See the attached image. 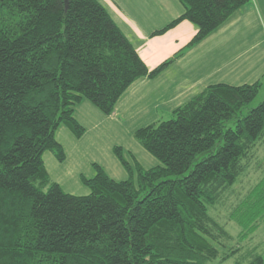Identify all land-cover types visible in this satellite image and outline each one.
Wrapping results in <instances>:
<instances>
[{"label": "trees", "instance_id": "1", "mask_svg": "<svg viewBox=\"0 0 264 264\" xmlns=\"http://www.w3.org/2000/svg\"><path fill=\"white\" fill-rule=\"evenodd\" d=\"M181 21L204 41L250 0H180ZM150 71L98 0H0V264H226L239 255L233 237L210 215L248 171L264 141V101L245 114L262 82L213 85L173 112V119L135 132L160 165L117 181L94 165L82 177L89 195L53 182L44 154L66 160L56 138L67 127L85 134L75 111L88 101L111 115ZM135 173L137 179H134ZM235 213L248 238L264 221V181ZM254 250L236 264H264Z\"/></svg>", "mask_w": 264, "mask_h": 264}, {"label": "crops", "instance_id": "2", "mask_svg": "<svg viewBox=\"0 0 264 264\" xmlns=\"http://www.w3.org/2000/svg\"><path fill=\"white\" fill-rule=\"evenodd\" d=\"M98 1L150 71L182 55L156 77L137 80L123 94L115 111L109 116L101 114L89 103L77 106V121L83 127L84 122H87L91 132L109 135L114 130L124 131V125L141 129L140 126L147 120H151L152 125L165 122L158 120L172 117L176 109L213 85L238 87L257 82L263 85L264 34L261 25L264 22V0H250L225 25L190 48L188 46L197 34V28L187 20L165 33L155 35L184 13L185 7L180 0ZM81 105H85L83 109L90 111L98 120H92L91 123L86 121L89 118ZM164 107L167 109L164 110ZM58 132L64 136L57 140L66 150V159L75 160L83 149L77 145L80 139L66 127L60 128ZM95 145L91 142L88 147ZM116 166L114 161L113 167L118 171Z\"/></svg>", "mask_w": 264, "mask_h": 264}, {"label": "rangeland", "instance_id": "3", "mask_svg": "<svg viewBox=\"0 0 264 264\" xmlns=\"http://www.w3.org/2000/svg\"><path fill=\"white\" fill-rule=\"evenodd\" d=\"M261 30L264 34V22H262ZM261 37L263 38V35ZM263 101L264 83L258 97L245 108V114L260 105ZM82 103H89L91 105L88 101ZM84 106L85 105H81V109L89 118L86 121L91 123L92 120H98L90 111L84 110ZM163 109L166 110L167 107ZM162 119L158 121H169L173 119V115L172 117L166 116ZM151 123H153L151 120H147L145 124L140 127L152 125ZM84 125L85 134L81 137L82 139L75 136L77 139H80V141L77 142L78 147L83 148L82 152L76 155L77 157H75V160L70 158L66 159L64 162H59L51 152H46L43 157L51 180L55 183L58 182L64 192L77 196L89 195L91 190L84 184L81 178H94L96 174L94 165L102 167L108 172L109 176L119 182L128 180L130 178V173L124 168L119 158L116 156L114 151L116 147L122 148L124 159L131 165L133 172L137 171L136 162L144 169H152L160 165V162L149 154L136 139L135 132L138 130L137 128L124 125V131L114 130L113 134L109 132V135H107L105 132H91L87 122H84ZM61 128H65V126ZM61 135V132H58L56 138L61 139V137H64ZM91 142L96 145L89 148L88 144ZM84 148H86V150H84ZM64 151L66 154L65 149ZM114 161L117 164L116 168H118V171L113 167ZM52 162H55L58 166H53ZM248 165V171L234 185L226 200L210 210V215L236 238L233 247L236 249L239 248L241 252L239 255L228 260L226 264H236L242 261V255L245 256L246 252L249 250H254L264 259V221L260 222L259 228L251 236L240 239L242 228L235 219V213L240 206H242L244 211L245 206L249 205L250 201L255 202V200H253L254 198L251 199L253 191L260 182L264 181V141L258 144ZM106 169H108V171ZM134 179H137L136 173Z\"/></svg>", "mask_w": 264, "mask_h": 264}]
</instances>
